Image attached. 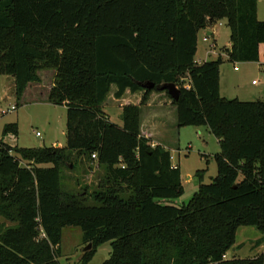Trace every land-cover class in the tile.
<instances>
[{
	"label": "trees",
	"instance_id": "trees-1",
	"mask_svg": "<svg viewBox=\"0 0 264 264\" xmlns=\"http://www.w3.org/2000/svg\"><path fill=\"white\" fill-rule=\"evenodd\" d=\"M257 14L258 0H0V75L15 78L22 100L52 70L48 103L67 113L65 148L0 141V264H61L63 230L72 226L92 245L82 264L107 243L103 264H264V252L227 259L240 227H255L263 236L256 246L264 242V101L223 98L224 58L195 59L199 33L227 21L223 56L259 62ZM164 85L179 89L178 101ZM109 97L130 102L122 127L104 112ZM160 107L176 110L177 131L207 127L220 145L218 175L205 184L198 171L199 190L181 207L166 203L184 193L172 148L142 131L150 111L154 130L163 127ZM3 133L17 136V124ZM84 162L104 173L79 196L62 183Z\"/></svg>",
	"mask_w": 264,
	"mask_h": 264
},
{
	"label": "rangeland",
	"instance_id": "rangeland-1",
	"mask_svg": "<svg viewBox=\"0 0 264 264\" xmlns=\"http://www.w3.org/2000/svg\"><path fill=\"white\" fill-rule=\"evenodd\" d=\"M260 1L261 16L264 18V0ZM213 31L215 34L212 37L206 36L205 31L200 32L198 35L196 61H211L215 57L210 58L209 54L211 52L222 54L223 49L231 44L230 30L226 24L219 23ZM204 40H207V42ZM214 45H216L215 48ZM226 65H228V68L236 66L239 69V88L248 93V102L263 100L260 92L264 90V45H261L260 48L259 62H252L249 65L228 62ZM39 76L42 82L32 86V89L25 95L24 100H18L15 96V83L12 84L13 78L0 75V141L4 139L5 142L12 144L14 147L18 146L26 149L65 148L67 146L66 108L49 104L46 101V95L55 80L54 72L52 70L42 71ZM240 90L235 91L231 98H242ZM113 100L109 97L105 102L104 112H107L110 116L112 123L122 127L123 112L120 104L122 103V106H124L130 104V102L127 101V98L120 101L121 103L116 100L112 102ZM15 106L17 109L12 111L11 109ZM142 111L144 116L148 113L146 108ZM156 112L164 114L165 119L163 127L160 128L159 125V130L153 134L152 142L160 141L173 149L171 150L172 163L180 167L184 187V193L180 198L166 203L181 207L188 204L199 190L201 182L196 177L198 171L205 172L202 180L205 184H210L218 175L215 156L220 152V145L217 138L212 135L207 127H182L177 131L176 126H173L177 119L176 110L172 107H160L157 108ZM149 114L155 113L150 111ZM15 124L18 126L19 134L4 137L3 129L8 125ZM38 133H40V136L37 135ZM166 140L170 143L163 142ZM103 173L97 167L96 162L92 164L84 162V164L77 166L75 170H65L62 184L65 189L72 190L79 196L85 191L90 195L98 188V182ZM188 177H191V179L188 180ZM88 203L95 205L92 200H88ZM236 235V252L229 251L227 259H253L264 252V242L259 247L256 246V242L261 240L263 236L255 227H240ZM86 247L80 227L64 228L62 254L59 258L61 264H82V257L87 253L85 251ZM110 252V243L102 245L90 264H103L110 258Z\"/></svg>",
	"mask_w": 264,
	"mask_h": 264
},
{
	"label": "crops",
	"instance_id": "crops-1",
	"mask_svg": "<svg viewBox=\"0 0 264 264\" xmlns=\"http://www.w3.org/2000/svg\"><path fill=\"white\" fill-rule=\"evenodd\" d=\"M261 1L258 0V14H257V17H259V20L264 22V18H262L261 16ZM263 17H264V13H263ZM221 23H224L227 25V21H222ZM206 32V36H214L215 32L212 31H205ZM200 34V33H199ZM205 42H207V40H204ZM216 41H217V38H216ZM216 45H214V48H215ZM231 47V44L229 45V47H226L227 49H229ZM261 48V47H260ZM210 58H212V56H215L211 61L213 60H216L218 59L219 57H223L224 58V63L221 65L220 67V86H219V91L221 92V96L223 98H226L228 100H232V99H239L240 101H244V102H248L249 99L248 98V93L243 91V90H240V85H239V79H238V73H239V69L235 66L234 68H228V58L223 56V54H215L214 52L210 53ZM197 63L201 64V63H204V62H210V61H196ZM249 63H252V62H249ZM249 63H242V65H249ZM11 78V77H10ZM9 80V79H8ZM238 80V81H237ZM15 83V78L12 79V84ZM54 83V82H53ZM254 85H256L255 82H253ZM15 85V84H14ZM36 84L35 83H32L26 90V92L24 93V98L23 100L25 99V95L32 89V86H35ZM53 86V84H52ZM51 86V87H52ZM239 88V89H238ZM51 90V89H50ZM237 90H240L241 91V95H242V98L241 97H236V98H231V95L233 93H235V91ZM261 95L263 96V100L264 101V90H262L261 92ZM47 96V99L46 101H48V94L46 95ZM253 101V100H252ZM250 102V101H249ZM126 105V104H125ZM123 106H121L122 108ZM149 108V107H148ZM157 114H149L146 118L143 119V123H142V131H143V134L146 135V137H152L154 132L153 131H157V130H154L155 129V124L157 123ZM157 125V124H156ZM151 130L152 133H151ZM5 142V140H4ZM7 145H9L10 147H14L12 144L10 143H7L5 142ZM153 145H157V143H154L152 142ZM173 150V149H172ZM172 165L174 167H176L177 165L176 164H173ZM191 177H188V180H190ZM0 221H2V219L0 218ZM237 245V243H236ZM236 245H235V248L232 250L233 252H236Z\"/></svg>",
	"mask_w": 264,
	"mask_h": 264
},
{
	"label": "water",
	"instance_id": "water-1",
	"mask_svg": "<svg viewBox=\"0 0 264 264\" xmlns=\"http://www.w3.org/2000/svg\"><path fill=\"white\" fill-rule=\"evenodd\" d=\"M146 87L148 88H153L154 87V84L152 83H147L145 84ZM163 88L167 89L168 92L170 93V95L172 96V98L175 100V101H178L179 97H180V94L181 92L179 91V89H177L174 85H164L162 86ZM92 248V245H88L85 249L86 252H89Z\"/></svg>",
	"mask_w": 264,
	"mask_h": 264
},
{
	"label": "built area",
	"instance_id": "built-area-1",
	"mask_svg": "<svg viewBox=\"0 0 264 264\" xmlns=\"http://www.w3.org/2000/svg\"><path fill=\"white\" fill-rule=\"evenodd\" d=\"M185 89L189 90V89H190V85L187 84V85L185 86ZM16 109H17V107L15 106V107H13L11 110H12V111H15ZM37 135L40 136V133H38ZM171 160H172V159H171ZM225 258H226V257H225Z\"/></svg>",
	"mask_w": 264,
	"mask_h": 264
}]
</instances>
